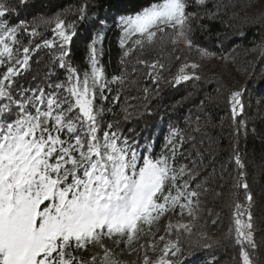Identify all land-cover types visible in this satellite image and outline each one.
Wrapping results in <instances>:
<instances>
[{
    "label": "snow or ice",
    "instance_id": "snow-or-ice-1",
    "mask_svg": "<svg viewBox=\"0 0 264 264\" xmlns=\"http://www.w3.org/2000/svg\"><path fill=\"white\" fill-rule=\"evenodd\" d=\"M86 8L81 7L80 19ZM219 9L212 0H149L134 14L113 17L122 55L120 73L109 79L101 64L103 31L89 42L87 66L81 69L71 59L74 22L62 19L63 13L41 18L39 24L51 26L50 40L25 21H9L13 7L8 0H0V264H121L109 242L131 248L149 232L152 240L147 249L155 251L158 242L163 248L155 259L146 250L141 264H196L189 255L195 257L219 245L205 239L204 232L192 240L195 225L191 221H169L166 235L152 230L169 213L198 218L201 197L208 189L206 182H196L197 160L204 159L196 137L172 126L157 153L152 138L141 142L121 129L122 121L130 122L139 114L129 111L132 105L121 106L122 121L104 122L105 114L113 113L105 103L120 106L121 91L128 83L125 58L137 48L143 51L168 43L177 51L175 46L183 42L189 52L196 49L201 59L215 58L218 53L196 43L194 33L207 28L202 20H216ZM251 23L264 25V14ZM37 37L39 42H34ZM219 39L223 45L227 36ZM45 49L43 76L20 83L30 71L33 53ZM137 65L143 66L147 79L158 88L165 65L145 59H138ZM201 68L195 60L182 63L172 83L201 81ZM245 91L219 83L216 95L209 93L200 102L201 111L205 101L223 105L233 129L228 162L234 164L235 176L225 201L232 213L226 239L238 249L233 264H257L254 197L239 150L241 135L246 139L249 133ZM143 92L147 98L149 87L144 86ZM199 121L196 115L197 132L202 127ZM206 124L211 125L210 118ZM199 143L203 144V137ZM207 264L219 261L213 255Z\"/></svg>",
    "mask_w": 264,
    "mask_h": 264
},
{
    "label": "trees",
    "instance_id": "trees-1",
    "mask_svg": "<svg viewBox=\"0 0 264 264\" xmlns=\"http://www.w3.org/2000/svg\"><path fill=\"white\" fill-rule=\"evenodd\" d=\"M13 11L8 20L13 24L25 21L29 26H35L48 39H53L51 26L45 27L38 23L41 18H51L63 13L62 19L75 23V36L71 42V59L73 65L83 69L87 66L88 45L93 36L103 31L104 55L101 61L106 76L118 75L121 70L119 63L122 50L118 46L119 30L113 23V17L130 15L148 4L149 0H8ZM220 5L219 16L214 21L202 20L205 30L194 33L195 41L209 51L217 52L215 58L201 59L196 49L191 52L183 42L173 51L171 44H157L141 51L137 48L125 58V72L128 83L121 91L120 106L105 103L112 107L113 113L105 114V124L108 121H122L121 106L137 112L130 122H121L125 135H135L144 142L148 138L155 141L157 153L163 144V138L172 126H178L196 137L197 146L204 152L203 162L197 160L199 179L197 183L206 182L208 189L201 197L198 218L193 220L192 240L200 238V233H206L208 241H219L212 249L201 252L198 256H188L196 264H207L213 255L219 264H233V257L238 249L226 239L231 225V209L226 205L228 195L235 176L234 164H229V154L232 152L233 129L227 109L205 101L201 111L202 100L211 93L216 95L219 83L228 88L246 89L244 93L245 119L248 122L247 138L241 135L239 150L247 165L248 182L254 197L252 214L254 220L255 240L258 245L255 258L257 264H264V25L252 24L254 17L264 14V0H212ZM87 5L83 19H80V9ZM192 9H190L191 11ZM101 20L105 23L101 25ZM195 24V22H194ZM227 36L223 45L219 37ZM25 43L27 34L23 37ZM34 42H39V37ZM48 50L33 53L30 71L21 78L20 83L27 84L35 75L38 78L44 74ZM220 55L228 57L219 59ZM180 56L181 59H175ZM138 59L159 60L165 65L163 79L159 86L153 85L145 75L143 66L137 65ZM193 60L202 64L199 74L201 81H187L173 84V78L178 74L182 63ZM137 70L134 72L133 68ZM58 74H62L57 69ZM134 82V83H133ZM144 86L150 92L145 97ZM113 88L116 86L113 85ZM115 93L113 92L112 95ZM111 96L109 97V101ZM200 116V131L195 130V116ZM211 120V125L206 120ZM255 128L253 134L251 129ZM207 133L205 136L204 134ZM203 137V144L199 142ZM195 159V157H194ZM226 170V171H225ZM223 191V196L217 197L216 192ZM170 217L179 215L169 213ZM122 243L118 246L121 247ZM116 253L119 252L118 248ZM186 251V244H185Z\"/></svg>",
    "mask_w": 264,
    "mask_h": 264
},
{
    "label": "rangeland",
    "instance_id": "rangeland-1",
    "mask_svg": "<svg viewBox=\"0 0 264 264\" xmlns=\"http://www.w3.org/2000/svg\"><path fill=\"white\" fill-rule=\"evenodd\" d=\"M186 71L190 72L191 70L188 69ZM169 221H171L173 224L177 222H189L192 221V217H189L185 214L182 216L179 215L178 217L172 219L170 215L167 214L161 217L160 220L152 226L153 232H155L157 235H166L165 228ZM151 240L152 232H149L142 236L140 240L133 242L131 248L125 246L123 243L121 247L111 245V242H109V245L114 248L115 252H117L115 248H118L119 252L117 253V259L121 262V264H141L146 250L148 255L153 259L157 258L161 254L160 250L163 248V243L158 242L159 246L155 251L147 249V243ZM142 244L145 245V248L140 247ZM132 249H135V251ZM171 258L175 259L174 257Z\"/></svg>",
    "mask_w": 264,
    "mask_h": 264
}]
</instances>
